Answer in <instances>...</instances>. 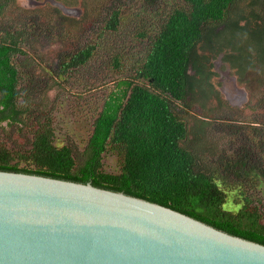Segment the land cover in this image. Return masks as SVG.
<instances>
[{
	"label": "trees",
	"instance_id": "16d2710c",
	"mask_svg": "<svg viewBox=\"0 0 264 264\" xmlns=\"http://www.w3.org/2000/svg\"><path fill=\"white\" fill-rule=\"evenodd\" d=\"M144 1L150 7L160 3L151 9L154 16L144 9L139 15H131L116 5L106 18L105 29L114 33L142 15L136 34L142 50L136 55L117 53L112 57L115 85L106 93L93 122L82 162L71 146L57 142L53 116L39 119L25 106L24 88L32 76L18 58L26 53V35L13 30L0 34V126L20 124L19 130L28 129L31 135L30 143L19 149L9 148L0 139V170L92 182L264 244V200L241 192L240 200L230 203L225 183L202 170L195 154L183 145L189 131L176 111L179 104L187 107L193 94L212 85L210 55L214 50L231 47L239 59L255 51L253 59L257 55L264 66V7L260 13H239L230 21L239 0H180L167 8L162 5L170 0ZM13 2L17 0H0V15ZM81 4L86 7L85 2ZM35 24L33 19L34 28ZM226 30L231 37L225 36ZM239 35H246L251 48L239 46ZM100 44L89 43L64 54L57 82L66 80L70 69L84 67L94 59ZM209 93L219 96L213 88ZM108 152L118 157L119 172L104 169ZM251 153L247 149L236 161L248 178L255 180L264 170L255 166L259 162Z\"/></svg>",
	"mask_w": 264,
	"mask_h": 264
},
{
	"label": "rangeland",
	"instance_id": "374dc122",
	"mask_svg": "<svg viewBox=\"0 0 264 264\" xmlns=\"http://www.w3.org/2000/svg\"><path fill=\"white\" fill-rule=\"evenodd\" d=\"M67 2L17 0L10 3L0 15V34L5 30H13L17 34L26 35V53L18 58L32 76L24 88L25 106L39 119L53 116L57 142L71 146L77 160L82 162L93 122L106 93L115 85L111 77L112 57L117 53L136 55L142 50L136 39L142 15L130 20L127 26L124 24L123 30L114 33L105 29L106 18L116 5L123 6L131 15H139L144 9L148 15L151 13L154 16L151 9L155 10L160 3L150 7L144 0H78L68 7ZM82 2L86 3V7ZM179 2L170 0L161 5L167 8ZM263 7L264 0H239L233 8L230 21L239 13H260ZM82 15L83 19L79 18ZM68 16L75 19H67ZM33 19L36 28L32 25ZM225 36L231 37L232 34L226 30ZM237 41L240 47L251 48L246 35L237 36ZM100 42L102 44L94 59L84 67L70 69L67 79L57 82L60 59L64 54L74 53L89 43ZM224 50H214L210 55L214 75L218 74L219 69L226 70V66H214V62L230 64L218 56ZM222 53L226 55V51ZM231 71L239 84L245 82L246 98H243L245 93L234 79L221 84L219 74L217 77L211 76L212 85L209 84L203 92L193 94L187 107L179 104L180 107L176 108L178 117L187 123L189 131L183 145L195 154L202 170L219 177L225 183L230 203L238 202V194L241 192L264 200V174L252 180L236 161L239 154L251 149L259 162L254 163L255 166L264 170V72L255 64H250L240 78L234 69L231 68ZM211 88L219 96L209 93ZM230 94L235 97L231 98ZM19 126L8 123L0 126V139L5 140L9 148L19 149L23 144L28 145L27 140L31 139L30 131L19 130ZM120 166L114 153H106V171L119 172ZM236 207L237 204L231 206Z\"/></svg>",
	"mask_w": 264,
	"mask_h": 264
},
{
	"label": "water",
	"instance_id": "95a60500",
	"mask_svg": "<svg viewBox=\"0 0 264 264\" xmlns=\"http://www.w3.org/2000/svg\"><path fill=\"white\" fill-rule=\"evenodd\" d=\"M0 264H264V244L92 182L0 170Z\"/></svg>",
	"mask_w": 264,
	"mask_h": 264
},
{
	"label": "flooded vegetation",
	"instance_id": "af4514ba",
	"mask_svg": "<svg viewBox=\"0 0 264 264\" xmlns=\"http://www.w3.org/2000/svg\"><path fill=\"white\" fill-rule=\"evenodd\" d=\"M67 5V4H66ZM68 7H71L70 5H68ZM70 11H68L69 13ZM65 15H68V14H65ZM70 15V14H69ZM226 51V55L225 53H222V52H225ZM218 56L220 59H223L225 58L226 61L230 62V64H224L222 61L219 63V64H216L214 62V66H217V65H220V66H226V70H222V69H219L217 70V73L219 74V77H220V83L222 84V82H227L228 79H234L236 81V76L234 75V73H232L231 71V68L234 69L236 71V74L240 77L243 76L244 74V71L248 69V66L250 64H255V66H258L260 67L263 72H264V66L261 65V63L258 61V57L256 55V57H254L253 59V54L255 51L251 52L249 57L246 56L245 59H239V58H236L235 57V50H233L231 47H226L224 51H222ZM225 56V57H224ZM211 73V72H210ZM213 73V72H212ZM218 74H212V78L213 77H217ZM244 80V79H242ZM237 82V81H236ZM213 83V82H211ZM239 87L243 89L244 93H245V97L243 98H246V95H247V88L245 87V82H241L239 84V82H237ZM224 88V86H222ZM231 98L232 97H235L234 95L230 94Z\"/></svg>",
	"mask_w": 264,
	"mask_h": 264
}]
</instances>
